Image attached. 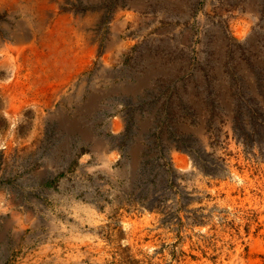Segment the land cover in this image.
I'll return each mask as SVG.
<instances>
[{
  "label": "rangeland",
  "instance_id": "1",
  "mask_svg": "<svg viewBox=\"0 0 264 264\" xmlns=\"http://www.w3.org/2000/svg\"><path fill=\"white\" fill-rule=\"evenodd\" d=\"M135 1V27L128 28L125 35L134 44L124 57V67L134 75L116 78L139 84L135 102L131 103L130 96L125 102L112 95V103L103 102L115 110L102 108L96 117L70 112L72 125L65 128L26 114L23 123L29 127L20 137L31 149L15 144L8 154H0V264H54L52 252L43 249L62 247L52 223L62 235L79 229L71 211L73 201L97 204L109 220L130 216L138 227L143 225V217L150 218V234H154L143 240L152 241L155 248L149 254L140 252L138 259L128 244L113 246V239H118L115 245L126 239L124 233L115 234L119 222L114 223V232L97 231L98 238H106L111 255L105 264H114L121 257L122 264H264V0ZM117 6L129 10L128 0H104L96 5L98 11L106 10L102 25L109 23ZM146 69L151 73L148 104L143 94ZM119 112L124 113L126 125L123 137L115 145L109 144L112 148L123 155L131 136L143 133L142 120L147 117L151 140L144 148V140L135 142L141 156L129 164L120 158L114 165L118 175L112 176L99 171V157L90 148L92 142L86 141L85 131L98 132L105 141L111 134L106 129L108 119ZM2 121L0 137L9 132ZM74 126V132L66 136L63 130ZM35 127L39 137H30L29 130ZM65 141L70 143L69 151L63 148ZM23 216L36 222L15 235L7 220ZM87 225L81 232L85 233ZM119 248L123 255L112 251Z\"/></svg>",
  "mask_w": 264,
  "mask_h": 264
},
{
  "label": "bare ground",
  "instance_id": "2",
  "mask_svg": "<svg viewBox=\"0 0 264 264\" xmlns=\"http://www.w3.org/2000/svg\"><path fill=\"white\" fill-rule=\"evenodd\" d=\"M103 1L104 0H0V17L1 16L5 17L4 19H0V120H3L9 126V132L0 137V154H8L10 150H13V147L15 146V144L20 145V147L26 146V148H27L26 151L31 149V144H29L27 142V140H23L20 137L22 132L23 131L27 132L26 130L29 127L28 123H26V124L23 123V120H24L23 117L26 114L34 115L36 120L48 119L49 122H53L56 125L60 124L63 128H65L66 125L71 124L70 122L73 119L72 118L70 120V116H69L70 112H77V113H80L82 116L85 114L86 115L89 114L91 116L96 117V114L101 115L98 112H101L102 108L110 110V111L115 110V108L113 109L110 106L106 105V103H108V102L112 103V95H118L119 99H123V101L125 100V102L127 99L126 96H130L131 103H132V101L135 102V98H137L136 97L137 91H139V89H140V88L137 89L139 84L138 83L136 84L134 82H130L126 79L124 80V78H123V80L116 81V78L122 77V76L132 77L134 75V73H133L134 71L129 72L127 67L126 68L124 67V57L127 53H129V51L131 50V48L134 44V42H132L131 40H128L125 37L127 36L126 30L128 28L131 29V28L135 27V26H133L134 21H136L135 20L136 15L134 13V11H135L134 9H136L137 3L135 0H128L129 10H127V11H125V10L122 11L121 8L119 6H117L112 12L111 19H110L109 23H107L106 25H102L101 24L102 17H103V14H106L105 13L106 10L105 9L101 10V8H100V10L98 11L96 8V5L100 4V3L102 4ZM118 2H119V0H118ZM83 6H85V8H82ZM123 9H125V8H123ZM142 20H144V19L142 18ZM105 35L107 36V38L103 40ZM238 36L240 37V34H238ZM147 55H148V53H147ZM150 57H153V56H150ZM152 68H153V66H152ZM146 70H148L149 73ZM146 70H145L146 72H145L144 84H143V94L145 93L147 104H148L149 99H150V95H149V84L150 83H148V81H149L148 79H149V75L151 73H150L149 69H146ZM155 74L157 75V72ZM163 75H165V74H163ZM136 81H138V80H136ZM103 99L107 100V102L104 103ZM147 104H146V107H149V106H147ZM152 113H153V111H152ZM123 114L124 113L119 112V113L114 114V116L112 118L108 119V124L106 126V129L108 128L109 131L111 132V134L105 141L102 139H99V136H97V135H99V134H97L98 132H96L92 135L90 131L89 132L87 130L85 131V133H86L85 136L87 137V138H85L86 141L92 142V146L90 148L93 150V152L95 153L97 158L99 157V160H100L99 171L101 170L103 173H106V174L112 175V176H114L116 174L118 175L119 169L114 168V165L116 164V162L120 158H123L122 159L123 162L128 163L131 160H134V162H135V160L138 159L139 156H141V153H142V152H140L141 149L138 150L137 147H134L135 142L137 143L139 140L140 141L144 140L146 142V145L142 146L144 148L145 146H147L148 143H150V140H151L150 139V133H149V128L151 127L150 126L151 124H150V121L147 117L144 120H142V126H143L142 132L143 133L139 137L138 136H131V139L128 141V146L130 145V147L123 155L115 146H114L115 148H112L110 146L111 145L110 143L113 142V145H115L119 141L120 137H123L121 135H123L122 133L124 132V128L126 125V119L123 117ZM145 114L148 115L149 112L145 111ZM137 116H138V114H137ZM153 117H152V119H154ZM103 119H105V118L100 117V120H103ZM42 122H43V120H42ZM90 122H92V120H90ZM92 123H94V122H92ZM139 124H140V121H139ZM82 125H84V124H82ZM3 126H5V125H3ZM47 126H49V125H47ZM87 126H86V128H88ZM138 126H140V125H138ZM75 127L76 126H74L72 128L65 129V130H63L62 128L61 129L63 131H66V136H69L71 134V131H73V128H75ZM128 128H130V127H128ZM29 131H30V133H29L30 137L31 136L37 137L39 135V131L36 127L29 130ZM129 133H131V132H129ZM133 134L134 133H131V135H133ZM81 136H82V134H81ZM95 136H97V137L95 138ZM61 139H63V138H61ZM85 139H83V140H85ZM123 140H124V138H123ZM202 140H203V138H202ZM204 140L206 141V139H204ZM37 144H38V142H37ZM69 145H70V143L68 144L67 141H65L63 148L65 147L64 149L66 151H69L68 150V148L70 149ZM34 147H37V146L34 145ZM86 153H87V151H86ZM145 154H146V152H145ZM21 155H23V154H21ZM173 155H174V151H173ZM175 155H177V154H175ZM31 156H29V157H31ZM72 157H73V155L68 156V158H72ZM184 157H185V155H184ZM177 159H179V158H177ZM179 160L183 161V159H181V158ZM141 161H143V160L141 159ZM179 162H181V161H179ZM68 163L69 162L67 161L66 164H68ZM80 163H82V162H80ZM197 164H198V162H197ZM180 165H182V166L180 167ZM180 165H179L180 168H187V165H184V164H180ZM95 168H96V166H95ZM44 171H45V173L48 172L47 167L44 168ZM148 172L150 173V171H148ZM129 175H130V172H129ZM51 176H53V175H51ZM122 177L120 176L121 179H122ZM198 177H200V176H198ZM43 178L44 177H42V179ZM95 180H96V182H99L98 179H95ZM95 180H93V181H95ZM195 180H196V178H195ZM154 181H156V180H154ZM101 182H99V183H101ZM118 183H119V181H118ZM197 184L198 183H196V185ZM160 185H161V183H160ZM149 187H150V185H149ZM200 187H203V186L201 185ZM142 189H144V188H142ZM160 191H162V190H160ZM150 193H151V191H150ZM156 193H157V191H156ZM87 194H89V193L87 192ZM137 194H140V193H137ZM164 195H165V193H164ZM89 196L94 197L95 195L89 194ZM157 196H159V195H157ZM87 197H88V195H87ZM143 197H144V195H143ZM148 197H149V195H148ZM151 197H153V196H151ZM154 197H156V196H154ZM160 197H162V196H160ZM66 198H67V196H66ZM141 203H142V201H141ZM144 203H145V201H144ZM147 204H149V203H147ZM59 206H61V205H59ZM130 206H132V205H130ZM62 207H63V205H62ZM66 208H68V207H66ZM129 208H131V207H129ZM135 208L137 209V207H135ZM69 210H70V208H69ZM145 210H147V209H145ZM148 210H151V209H148ZM71 211L75 213L74 215L76 216V219H77L76 220V223H77L76 227L79 228L73 234L62 235V232L58 231L59 227L56 226L54 223L51 224V226H53L54 230L57 231L58 236L61 237L62 247L60 245H49V246H46V248H44L43 250H44V252H52L53 257H54V264H72V263L73 264H86V263H88V264H105L110 259L111 255L108 254V252H107L109 247H107L108 245L106 246V238L103 240L98 238L97 231L100 228L104 229V230L109 229V231L110 230L112 231L114 228V223H116V222H119V223L117 224V228L115 229V234L120 237L119 234L124 233L126 236L125 237L126 239L124 241H122L119 245H118V243L115 245V243L118 242V239H113V241H112L113 246H117V247L119 246L122 248L123 246L128 244V248L131 250V252L135 256V258H137V259L139 258V256H140L139 254L142 251L146 252L147 254L152 253V249L154 247L152 241L143 240L144 238L149 236L151 230L153 229V227L149 221L150 218H147V217L144 218L143 217V220H142L143 225H141L140 227H138L137 221L135 219H132V217H130V216L127 217L125 215H118L117 219L109 220L108 218L105 217V215H102L100 213V211L97 208V204L92 203V202H90V204L87 205V204H84L80 201H73V204H71ZM144 212H146V211H143V213ZM145 215H149V214H145ZM14 216H16V215H14ZM150 216H152V215H150ZM154 216H152V217H154ZM23 217H25V216H23ZM28 217H25L23 219L17 217V218H13L11 220H7L8 223L13 224L12 225L13 233H15L16 231L21 232V230H24L26 226H28V225L30 226V224H33L34 222H36L34 220L35 218L31 217V219H30ZM158 217H159V215H158ZM163 221H165V220H163ZM84 224H86V225L88 224L87 230L85 231V233L81 232V229L83 228ZM160 226H162V225H160ZM172 226H174V225H172ZM36 227H37V225H36ZM166 227H167V225H166ZM32 228H34V227H32ZM156 228H157V225H156ZM112 232H114V231H112ZM153 232L150 235H153L154 234ZM21 233H20V235H21ZM39 233H41V232H39ZM15 235H16V233H15ZM44 235H46V234H44ZM149 238H151V237H149ZM108 242L109 241H107V244H108ZM117 249H113L112 251H116L119 254H121L120 248H119V250H117ZM166 251H168V250H166ZM118 253L115 256L116 259L119 258V256H120V255L118 256ZM122 253H124V252H122ZM154 254L155 253H153V255ZM121 255H123V254H121ZM148 256L149 255H147V257ZM34 257L36 258V256H34ZM121 258L118 261L116 260V262L114 264H122ZM124 258H126V257H124ZM143 258H144V256H143ZM162 263H163V260H162ZM123 264H129V263H127V261H126V263L123 262Z\"/></svg>",
  "mask_w": 264,
  "mask_h": 264
}]
</instances>
